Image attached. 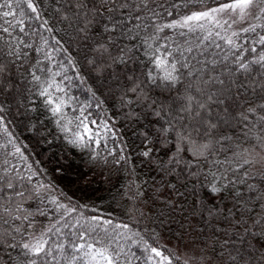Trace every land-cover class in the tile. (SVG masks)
Here are the masks:
<instances>
[{"label": "snow or ice", "instance_id": "snow-or-ice-1", "mask_svg": "<svg viewBox=\"0 0 264 264\" xmlns=\"http://www.w3.org/2000/svg\"><path fill=\"white\" fill-rule=\"evenodd\" d=\"M65 35L84 53L82 64L67 59L80 65L77 78L84 80L79 73L86 69L98 83L89 89L92 98L104 89L140 125L137 157L157 164L167 155L158 167L163 202L203 223L199 243L186 245L191 254L183 258L141 237L148 259L264 264V0H0V264H131L120 243L127 224H114L53 181H41L43 168L29 164L25 172L17 163L28 157L7 117L14 107L17 114L36 111L27 109L25 93L39 97L49 119L68 131L62 125L68 101L57 95L65 88L55 79L61 73L39 74L54 53L68 51ZM80 125L84 134L69 141L74 146L93 140L84 120ZM103 127L112 131L109 123ZM236 128L251 147L227 134ZM173 175L179 185L164 179ZM125 194L137 201L142 185L130 180Z\"/></svg>", "mask_w": 264, "mask_h": 264}, {"label": "trees", "instance_id": "trees-1", "mask_svg": "<svg viewBox=\"0 0 264 264\" xmlns=\"http://www.w3.org/2000/svg\"><path fill=\"white\" fill-rule=\"evenodd\" d=\"M63 42L68 51L54 53L51 62L45 61L41 65L46 71L39 74L47 79L51 73H61L55 79L57 82L62 81L65 88L64 93L57 95H64L68 101L62 121V125H67L68 131H62V126H58L55 119H49L50 114L45 111L39 97L25 93L28 96L25 102L27 109L35 108L36 111L21 108L17 114L14 107L7 117L9 131L28 157L27 161L17 163L25 172L29 164L33 165V169L43 168L45 171L40 173L38 179L43 182L53 181L73 202L87 205L89 209L95 208L97 210L95 214H102L114 224H127L129 227L127 238L122 239L120 243L124 246V251L130 253L131 264H157L158 258L148 259L150 252L144 249L141 237L148 240L151 247H157L165 255L169 252H174L181 258L190 255V249L186 245H190L193 239L199 243L201 238L199 232L203 223L183 206L180 209H170L163 202L167 196L166 190L163 195L157 193V188L163 189L162 173L158 171L159 161L166 162L167 155H159L157 164H149L143 158L137 157V146L140 142L138 133L142 130L140 125L126 119L127 110L120 107L118 98L107 96L104 89L97 92L98 99L92 98V91H96L98 87L94 75L89 76L85 69L79 73L84 77V80H81L74 71V67L80 65L67 63L68 57L79 61L80 64L83 63L84 53L81 45L69 41L66 35L63 36ZM33 55L35 54L29 51V56ZM130 67L140 70L139 65ZM65 68L67 72L64 71ZM65 75L72 79L65 80ZM80 120H84L89 126L93 125L92 121L109 123L112 129L109 140L107 142L99 140L97 144L93 138L86 146H74L69 143L77 135L84 134ZM240 132V128H236L235 132L229 129L227 134L239 137L242 147H251L252 145L246 143L240 136ZM85 139L87 140V137ZM110 152L112 155H109ZM97 155L99 158L93 165L92 157ZM120 155H127L130 158L126 164L114 162ZM256 170L258 169H253ZM85 173L90 177L87 182L81 178ZM164 179L178 185L181 183L174 175ZM130 180L142 185L144 192V195L135 202L125 194ZM186 182L191 187V178ZM183 190L181 188V191ZM201 196L206 197L207 194L201 192ZM61 199L62 202L68 203V200ZM172 199L175 200V197ZM30 203L34 209L36 203ZM188 203L194 204L195 201L189 198ZM92 214L94 213L91 211L86 212V215ZM43 222L48 223L46 220ZM122 264H126V261Z\"/></svg>", "mask_w": 264, "mask_h": 264}, {"label": "rangeland", "instance_id": "rangeland-1", "mask_svg": "<svg viewBox=\"0 0 264 264\" xmlns=\"http://www.w3.org/2000/svg\"><path fill=\"white\" fill-rule=\"evenodd\" d=\"M105 123L106 122L101 121V122L93 123L92 126L88 125V128H90L92 130L91 134L93 135V138L95 140H101L103 142H107L109 140L111 132H108L104 129L103 125ZM97 133H99V135H96ZM254 169H256V168H254Z\"/></svg>", "mask_w": 264, "mask_h": 264}]
</instances>
